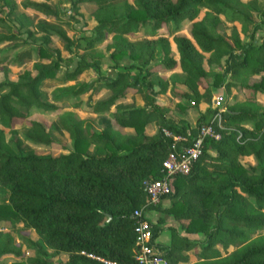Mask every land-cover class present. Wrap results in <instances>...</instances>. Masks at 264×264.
Instances as JSON below:
<instances>
[{
  "label": "trees",
  "instance_id": "trees-1",
  "mask_svg": "<svg viewBox=\"0 0 264 264\" xmlns=\"http://www.w3.org/2000/svg\"><path fill=\"white\" fill-rule=\"evenodd\" d=\"M47 1L23 2L25 8L56 21L41 23L44 34L38 36L16 0H0V44L19 45L26 41L21 38L23 33L33 40L31 47L14 54L13 65H22L33 53L37 56L32 68L23 69L15 81H0V224H21L38 235L33 240L17 230L16 242L11 232L0 231V257L13 255L17 258L14 264H104L82 254L84 251L118 264H135L132 213L146 208L166 212L181 224L182 233L171 227L170 245L159 246L170 264L189 261L183 250L197 255L190 264H264V110L253 101L257 93L264 92V5L256 0H72L73 6L82 2L98 6L92 13L94 34L88 38L90 44L82 47L91 57L82 54L76 67L63 77L74 80L87 69L99 71L101 55L91 48L106 33L112 34L107 48L117 70L100 84L110 95L90 107L96 117L103 116L101 127L97 129L95 118L64 112L58 125L71 145L65 147L66 153L53 156L24 144L27 140L49 146L57 141L43 122L30 121L24 140L13 127L16 119L26 118L33 108H57L45 101L40 89L61 66V50L49 44L51 37L66 49L79 45L62 27L70 25L74 14L66 8L56 12ZM201 8L205 11L198 17ZM221 16L238 24L239 30L234 26L229 36L219 33ZM12 18L18 20V26ZM182 21L191 22L190 37H173L177 58L166 37L130 40L124 36L145 25H150L154 34L163 24ZM257 31L262 32L259 43L254 41ZM240 32L249 40L242 42ZM206 54L214 64H222L223 71H207ZM158 55L162 69L178 67L184 73L187 95L195 102L201 97L199 86L209 75L213 80L206 86L207 92L211 87H224L230 95L232 89H239L243 98L221 112V126L214 118L217 110L211 107L200 112L191 126L186 120L168 118L152 96L149 108L118 104L130 87L142 88L148 95L167 91L165 76L150 69ZM124 57L131 63L120 65ZM132 68L138 69L136 76L131 74ZM255 74H260L258 79L247 81ZM92 83L57 87L54 98L79 96ZM154 84L159 85L158 90ZM112 106L116 108L111 112ZM108 113L119 126L131 127L134 133L114 129ZM154 113L158 129L149 135L145 128ZM244 122L253 126L245 127ZM205 124H213L220 138L207 137L190 173L174 176L173 191L164 197L171 201L168 207L149 205L144 184L163 178L162 161L172 143L162 129L187 136L186 144H191ZM240 156H252L255 164L244 166ZM160 223L161 219L151 223L154 240L162 231ZM191 235H203V239L192 241ZM232 246L235 249L229 250ZM25 250L31 255L25 256ZM61 254L67 259L62 260Z\"/></svg>",
  "mask_w": 264,
  "mask_h": 264
},
{
  "label": "rangeland",
  "instance_id": "rangeland-1",
  "mask_svg": "<svg viewBox=\"0 0 264 264\" xmlns=\"http://www.w3.org/2000/svg\"><path fill=\"white\" fill-rule=\"evenodd\" d=\"M16 1L18 3L19 11L26 12L29 15L31 20L29 27L36 35L40 36L44 34L40 27L41 23H56L53 16H44L40 13H36L28 8H25L23 3L24 0ZM256 1L260 5H264V0ZM47 2L56 12H58L60 8H66L69 14H74V18L71 20L70 25H63L62 27L80 46L75 44L70 49H66L60 40H58L56 37H51V42L49 44L53 47H58L61 50V66L54 78H49L43 81L40 89L44 94L45 101L55 104L57 108L49 111L33 108L26 118L16 119L13 123V127L17 130L19 137L24 140L23 133L25 126L30 121L37 120L43 122L48 129H52L54 135L57 137V141L51 143L49 146L35 145L31 142H28L27 140H24V144L34 148L35 150H38L39 152L49 153L53 156H57L61 153H66L65 147L71 145L68 134L58 125V117L64 112L69 111L75 113L80 118H95L97 129H99L103 123V116L96 117L95 114L90 112V107L94 102L103 100L110 95V92L107 89L100 87V84L104 82V78H112L115 76L114 71L117 69L114 67V62L109 57L110 49L107 48V44L111 41L112 34L106 33L104 39L99 43L93 44V47L91 48L92 52L99 53L101 55V58L98 61L99 71L87 69L79 74L74 80L65 79L63 77L65 72L72 71L76 67V63L82 54L88 59L91 57L82 47L84 45L88 46L90 44V40H88V38L94 34L95 21L93 19L92 13L98 5L90 2H82L73 6L72 0H48ZM103 4H106V2ZM204 11L205 9L201 8L198 17H201ZM11 22H13L16 26L19 24L18 20L15 18H12ZM234 26L237 30H239L238 24L234 25L221 16V23L218 25L217 31L221 34L229 36ZM190 29L191 22L189 21H182L178 23L170 22L163 24L155 31L154 34H151L152 27L150 25H145L138 29H132L130 33L124 34V36L130 40H140L159 36L166 37L170 41L173 55L177 58L175 45L172 41L173 37L177 35L190 37ZM261 34V31H257L255 33V42L259 43L261 41ZM21 38H25L26 41L20 43L19 45H14V43L11 42L0 44V81L5 79L15 81L18 74L23 69H31L32 64L37 59L36 54L33 53L32 58L30 60H26L22 65H13L12 58L14 54L20 50L31 47L33 43V40L27 38L25 33L21 34ZM239 38L242 42L249 40L248 36H244L241 32L239 33ZM158 58L159 55L151 61L150 69L154 72V74L165 76L167 80V91L164 94L158 93L148 95L142 88L138 90L135 87H130L127 89L123 102H118V104L134 103L136 106L149 108V101L150 97L152 96L157 106L162 108L168 118H171L174 121L186 120L189 122V124L191 123L195 125L196 119L200 112L204 111L207 107L214 108V100L216 97L223 96L224 101L220 106V108L223 110L226 109L228 105L232 104L237 98H243V94L241 91H239V89H232L230 95H227L226 89L224 87H211L210 93L207 92L206 86L212 84L213 80V77L209 75L205 81H203L202 85L199 86L201 97L198 102H195V98L189 97L187 95L188 91L183 83L185 76L184 73L178 67H175L172 70L162 69L161 65L158 63ZM129 63H131V61L127 57H124L122 60H120V65ZM204 64L207 71L211 73L223 71L224 66L222 64H214L210 60L208 54L205 55ZM138 72L139 71L137 68L131 69V74L134 76H136ZM259 76L260 74L249 76L247 81L250 82L252 80L258 79ZM87 81H93V83L84 94L76 97H63L61 100L54 98L53 90L55 88ZM154 88L158 90L159 85L154 84ZM253 101L259 105L260 110H264V92L257 93ZM115 108L116 106H112L110 111H114ZM106 116L114 129L120 128L119 130H124L123 127L118 126V124L112 119L111 113L106 114ZM242 125L248 128L253 126L251 122H244ZM157 129V115L154 113L150 119V122L146 125L145 130L149 134H155ZM6 132L8 131L6 130ZM240 161L244 166L255 164V159L252 156H240ZM159 218L162 221H165L166 217L165 215H160ZM178 227L179 232L182 233V227L180 226V223ZM17 230H21L22 233L26 234L33 240H36L38 237L34 230L23 228L21 227V224L16 225L15 227H12L7 221H3L0 224V231L11 232L15 238V241L19 242ZM166 232L164 235H167ZM190 238L192 241H201L203 239V235H191ZM234 249L235 247L232 246L229 250ZM183 253L188 256L189 261L180 262L179 264H190V262L196 260L197 258V255L193 252V250H183ZM24 254L25 256H28L31 255V252L25 250ZM60 257L62 260L67 259L66 255H60ZM15 260H17V258H15L13 255H3L0 257V264H14Z\"/></svg>",
  "mask_w": 264,
  "mask_h": 264
},
{
  "label": "built area",
  "instance_id": "built-area-1",
  "mask_svg": "<svg viewBox=\"0 0 264 264\" xmlns=\"http://www.w3.org/2000/svg\"><path fill=\"white\" fill-rule=\"evenodd\" d=\"M223 101V96H218L214 100V108L217 110L214 118L217 119L218 126H221L220 119L223 109L220 106ZM162 132L172 138V143L168 154L162 161L163 178L149 179L144 184L148 204L151 206L158 205L165 196L172 192L174 176L190 173L192 165L203 153L204 140L207 137L215 140L220 138V134L215 130L213 124L200 126L198 136L191 141V144H186L189 141L187 136L174 134L166 128H163ZM147 211L146 208H141L134 210L132 213V217L135 219V264H170L162 251L155 245V240L152 238V225L148 219ZM81 253L104 264H118L92 253H85L84 251Z\"/></svg>",
  "mask_w": 264,
  "mask_h": 264
},
{
  "label": "crops",
  "instance_id": "crops-1",
  "mask_svg": "<svg viewBox=\"0 0 264 264\" xmlns=\"http://www.w3.org/2000/svg\"><path fill=\"white\" fill-rule=\"evenodd\" d=\"M191 126H194V124H191ZM123 128H124L123 131L119 130L120 128H118L117 130H119L122 133H127V134H133L134 133V129L131 128V127H123ZM147 134H149V133H147ZM149 135H154V133H150ZM170 202H171L170 199L163 198L159 204L161 205L162 208H166V207H168L170 205ZM160 215H165L166 218H165V221L161 220V223L159 224L161 226V228H162V231L155 238V245L160 251H162L159 248V246H168L171 243V230H170V228L173 227L179 232L178 225H179L180 222L176 221L172 215L167 214L166 212H163V211H160V210H157V209H149L147 211V216H148V219L151 221V223H156L158 221V219H160L159 218ZM180 226H181V224H180ZM165 232L167 233V235H164ZM162 253H163V251H162ZM61 255H65V254H61ZM64 260H66V259H64Z\"/></svg>",
  "mask_w": 264,
  "mask_h": 264
},
{
  "label": "water",
  "instance_id": "water-1",
  "mask_svg": "<svg viewBox=\"0 0 264 264\" xmlns=\"http://www.w3.org/2000/svg\"><path fill=\"white\" fill-rule=\"evenodd\" d=\"M110 218V216H108Z\"/></svg>",
  "mask_w": 264,
  "mask_h": 264
}]
</instances>
